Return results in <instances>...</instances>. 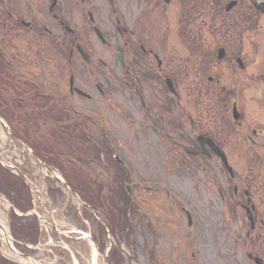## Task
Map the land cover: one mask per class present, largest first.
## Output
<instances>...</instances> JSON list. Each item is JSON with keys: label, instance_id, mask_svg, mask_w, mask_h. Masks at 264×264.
<instances>
[{"label": "flooded vegetation", "instance_id": "af4514ba", "mask_svg": "<svg viewBox=\"0 0 264 264\" xmlns=\"http://www.w3.org/2000/svg\"><path fill=\"white\" fill-rule=\"evenodd\" d=\"M255 12L252 0H0V196L22 216L6 220L10 252L113 264L112 227L142 224L155 237L156 206L144 208L163 189L157 164L175 160L199 183L213 160L229 254L264 264V211L251 197L264 158L251 155L242 176L225 149L255 141L241 85L253 79Z\"/></svg>", "mask_w": 264, "mask_h": 264}, {"label": "rangeland", "instance_id": "374dc122", "mask_svg": "<svg viewBox=\"0 0 264 264\" xmlns=\"http://www.w3.org/2000/svg\"><path fill=\"white\" fill-rule=\"evenodd\" d=\"M247 21L251 23L249 26L253 28L252 33H250V37H252L253 79L246 84L238 83L237 86L240 88L241 84L244 86L243 88L248 89L243 97L246 101L248 123L250 121L253 124L256 136L253 137L255 141L251 146H249V143L234 146L235 142L233 145H225L229 159L235 163L239 172H242V176L250 175L243 167L247 165L246 160H249V158L251 160V155H259L264 158V17L255 12L254 16L250 20L247 19ZM242 22L245 26L244 31H246L245 21ZM241 26L242 24H240ZM205 91L204 111L215 110L216 94L214 85L206 86ZM233 138L241 141L242 137L237 132L233 135ZM180 166L174 160L173 168L167 167V169H172L174 174L166 176L161 172L167 170L164 168L165 166H162L161 163L157 164L156 180L161 182L159 188L163 189L158 191V196H154L153 203L150 202L144 208L147 209L146 211H150L152 206H156L158 222L155 221V218L151 221L152 225H156V227H152L155 237L150 239L146 226L142 224L139 227L135 225L130 227L125 225L123 228L112 227L115 232L103 242L106 246H110V251L112 250V254L116 256L113 259V264H244V261L239 259L240 254L237 256L229 254L232 250V233L230 227L226 226L229 215L226 213L217 193L219 186L216 185L215 178L222 181L218 175V165L213 160L206 161L205 170L202 172V169L199 168V174L197 175L200 180L199 183L189 178L185 172H182ZM261 169L254 168L257 172ZM254 174L251 176L256 177V173ZM151 176L152 174L149 177ZM259 181L264 182V174L259 176ZM222 186H224V183H222ZM252 191V203L260 212H263L264 186L259 189H252ZM57 199L59 206L56 208L59 214L60 206H63L65 201L61 196H58ZM7 209V205L1 201L0 218L8 219ZM183 210H187L191 215V227L187 224ZM131 213V217H133V210ZM60 216H64L63 218L66 219V215H63L61 211L58 217L55 216V219L59 220L57 224L64 227L67 222L64 219L60 221ZM237 217L239 219L243 218L240 215H237ZM73 247L76 246L73 245ZM8 251L0 237V252L3 253L0 255L2 257L12 261V263L14 262V264L29 263L28 261L27 263L23 262V259L16 258ZM54 255L55 259H58L57 264H65L62 260H59V254ZM84 256V259L87 260L88 254H84ZM39 258L41 259V257ZM44 258L49 260V258L43 257V261H45ZM105 258L100 257L98 263H106ZM94 259L96 260L97 257ZM0 263L4 264L3 262Z\"/></svg>", "mask_w": 264, "mask_h": 264}, {"label": "water", "instance_id": "95a60500", "mask_svg": "<svg viewBox=\"0 0 264 264\" xmlns=\"http://www.w3.org/2000/svg\"><path fill=\"white\" fill-rule=\"evenodd\" d=\"M253 5L259 12L264 14V0H253Z\"/></svg>", "mask_w": 264, "mask_h": 264}, {"label": "trees", "instance_id": "16d2710c", "mask_svg": "<svg viewBox=\"0 0 264 264\" xmlns=\"http://www.w3.org/2000/svg\"><path fill=\"white\" fill-rule=\"evenodd\" d=\"M4 187H6V185L4 184V182L0 179V188L3 189ZM15 219V218H14Z\"/></svg>", "mask_w": 264, "mask_h": 264}, {"label": "bare ground", "instance_id": "6f19581e", "mask_svg": "<svg viewBox=\"0 0 264 264\" xmlns=\"http://www.w3.org/2000/svg\"><path fill=\"white\" fill-rule=\"evenodd\" d=\"M3 219L2 218H0V222L2 221Z\"/></svg>", "mask_w": 264, "mask_h": 264}]
</instances>
